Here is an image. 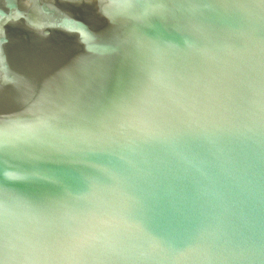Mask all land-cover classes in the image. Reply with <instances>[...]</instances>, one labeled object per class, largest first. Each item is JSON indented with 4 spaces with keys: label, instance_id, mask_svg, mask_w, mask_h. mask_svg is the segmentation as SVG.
Here are the masks:
<instances>
[{
    "label": "water",
    "instance_id": "water-1",
    "mask_svg": "<svg viewBox=\"0 0 264 264\" xmlns=\"http://www.w3.org/2000/svg\"><path fill=\"white\" fill-rule=\"evenodd\" d=\"M0 264H264V0H0Z\"/></svg>",
    "mask_w": 264,
    "mask_h": 264
}]
</instances>
